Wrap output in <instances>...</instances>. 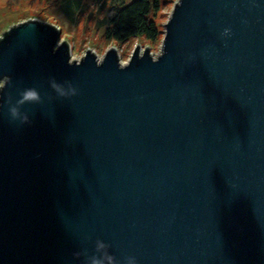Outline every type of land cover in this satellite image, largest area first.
<instances>
[{
	"label": "water",
	"instance_id": "water-1",
	"mask_svg": "<svg viewBox=\"0 0 264 264\" xmlns=\"http://www.w3.org/2000/svg\"><path fill=\"white\" fill-rule=\"evenodd\" d=\"M172 8L157 57L123 64L35 19L0 34V264H82L96 239L120 264H264V0Z\"/></svg>",
	"mask_w": 264,
	"mask_h": 264
},
{
	"label": "rangeland",
	"instance_id": "rangeland-1",
	"mask_svg": "<svg viewBox=\"0 0 264 264\" xmlns=\"http://www.w3.org/2000/svg\"><path fill=\"white\" fill-rule=\"evenodd\" d=\"M79 10L73 19L60 10L63 0H0V34L17 23L35 19L60 29V41L68 43L70 57L79 60L86 51L91 50L98 60L104 53L114 47L118 51L119 62L126 63L135 45L140 52L146 47L150 55L157 57L162 50L164 24L172 12L177 0H162L160 9L155 13L161 34L155 41L144 37H133L122 42L107 39L105 29L107 20L120 6V0H76ZM132 0H124L128 4Z\"/></svg>",
	"mask_w": 264,
	"mask_h": 264
},
{
	"label": "trees",
	"instance_id": "trees-1",
	"mask_svg": "<svg viewBox=\"0 0 264 264\" xmlns=\"http://www.w3.org/2000/svg\"><path fill=\"white\" fill-rule=\"evenodd\" d=\"M120 1V6L114 9V13L107 20L106 38L118 42L133 37L157 40L161 32L154 16L160 9L162 0H132L128 4L124 3V0ZM60 10L73 19L79 10V3L76 0H63Z\"/></svg>",
	"mask_w": 264,
	"mask_h": 264
},
{
	"label": "clouds",
	"instance_id": "clouds-1",
	"mask_svg": "<svg viewBox=\"0 0 264 264\" xmlns=\"http://www.w3.org/2000/svg\"><path fill=\"white\" fill-rule=\"evenodd\" d=\"M179 3V0H177ZM230 29H224V34L227 35ZM9 80L0 79V90H3L8 84ZM55 87V85H54ZM41 102V96L36 88H26L22 90L19 94V99L16 103L10 104L8 111L12 120H19L21 123L28 121L29 117L26 113L21 112V106L26 103H39ZM109 245L101 239H96L94 250L89 253L87 249L82 252H77L74 255L77 258L83 257L82 264H120L117 258L111 254L108 249ZM124 264H137L136 258L134 256H126L124 258Z\"/></svg>",
	"mask_w": 264,
	"mask_h": 264
}]
</instances>
